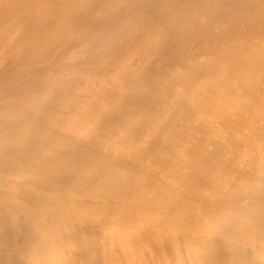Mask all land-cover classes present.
I'll list each match as a JSON object with an SVG mask.
<instances>
[{"label":"rangeland","instance_id":"374dc122","mask_svg":"<svg viewBox=\"0 0 264 264\" xmlns=\"http://www.w3.org/2000/svg\"><path fill=\"white\" fill-rule=\"evenodd\" d=\"M226 1L230 15L201 37L193 25L210 0H0V264L264 254V219L251 224L228 204L253 201L248 186L264 179V0ZM102 44L109 50L92 60ZM54 61L77 66L64 77L72 84L29 109ZM140 97L148 112L122 105ZM186 125L225 155L192 162L183 149L201 146L179 131ZM231 150L250 172L233 175Z\"/></svg>","mask_w":264,"mask_h":264},{"label":"bare ground","instance_id":"6f19581e","mask_svg":"<svg viewBox=\"0 0 264 264\" xmlns=\"http://www.w3.org/2000/svg\"><path fill=\"white\" fill-rule=\"evenodd\" d=\"M230 4L231 3L230 2L227 3L226 0H210V4L205 9L206 17L204 19H202L201 22H199V21L195 22L193 25L194 26L193 30L201 37H206V36L212 37V35L214 33L215 24L217 22H219L220 20H222L223 18H226V16L228 17L230 15V12H231V10L229 8ZM111 7H113V6H107L106 9H110ZM115 30L120 31L121 29H119V27L117 26V28H115ZM82 39H83V36H82L81 40ZM184 48H185V44L181 43V44H179L178 51L183 50ZM108 50H109L108 45H106V44L98 45L96 47H93L92 49H89V55H90V57H92V60H98L99 61L100 58L102 57V55L105 52H107ZM48 53L49 52L44 51L43 55L45 56ZM41 56L42 55L40 54V55H38L37 58L42 60ZM45 57H47V56H45ZM170 63H172V62H170ZM54 65L55 66L53 68H50V70L44 74V78H45L46 82H41L36 87L37 89H35V90H36V93L38 95L33 96L32 98H30L27 101L26 106H28L29 109H31L32 106H35V105H37L36 107H38V106H40L41 103L45 104L44 103L45 101H48L50 98H53V96L56 94L64 93L63 87H66L68 84H72V80H66L64 77L71 71V69H73L74 71H75V69L77 70V68H76L77 66L72 67L73 63H70L69 66L67 65L68 66L67 67L65 65L57 64L56 61H54ZM177 67H178V65H177ZM22 71L33 73V69H30V67L23 68ZM151 85H153V84H151ZM150 90L151 89L146 88V92H149ZM110 91H112V94H113L114 91L113 90H110ZM130 92H132V91H130ZM126 93H127L126 91L122 92L120 94L119 98L121 97V98H125L127 100L128 98L126 97L127 96ZM110 102H111V100H110ZM111 103L114 104V101H112ZM122 105L125 106V108L129 112H132L135 114L139 113V112L140 113L148 112L149 110H147V109L150 108L149 107L150 103L146 102V100L144 101L141 97L138 100V102L132 101L128 105H126V104H122ZM175 105H178V102H176ZM19 118H21V116H19ZM144 119H143V117L139 116L132 121V124L137 126V125L143 123ZM231 119L237 127L245 128L246 124L244 123V121L241 118H239V116L237 114H236V117L232 116ZM24 123H25L26 127H24V129L22 131L25 134L28 133L27 134V136H28L29 133L33 132V127L35 126V123L30 118H28L27 116L24 118ZM179 131H181L182 135H189V133L193 134L195 141L198 144H200V146H201V151L194 150V149L192 150L189 148L183 149L182 154L186 155L192 162H196V163L206 162L207 163L210 161V155L211 154L214 153V154H217L219 156L220 155L224 156L226 153V150L215 145L216 143L213 141H210L209 138H206L205 136L195 132L194 128L189 127L188 125L180 127ZM252 132L254 135L257 134V131L255 129H252ZM49 134L50 133L47 131L45 135H49ZM25 142H26V140H23L21 142V144L25 146L26 145ZM27 144L30 146L31 142H27ZM234 144L239 145V144H241V142L239 140H237ZM48 148L50 149V147H48ZM234 152H236V151L231 150V152L229 151L230 154L228 153L230 159L232 158V161H233V169H234L233 175L234 176H240L242 174L250 172L249 170H246L244 168L243 161L239 158V156L234 157V155H232V153H234ZM5 155H6V157L11 156L10 154H7V153H5ZM259 157H261V156H259ZM141 159H143V158H141ZM250 162L252 163V165L254 164V166H255L254 158ZM147 169H149V168H147ZM253 180H254V182H252L248 186V192L251 194V197H253V199H254L253 201H250L247 204L242 205L238 202L231 200L230 202H228V204H229V206H231V208L233 210H235L237 212L236 215L238 218L258 226L259 223L264 219V179L261 182H258V181H256L257 179H255L253 177ZM231 222H232V220L230 218H227V217L220 219L219 222L216 224V227L218 229V233L227 230L229 228L228 226H230ZM62 244H63V242H62ZM258 253L255 254V252L254 253L253 252L252 253L246 252L244 254L245 258L243 259V261L241 263H238L237 260L232 259V258H229V259H226V258L222 259L221 258V260L218 261V264H264V254H262V253L258 254ZM38 260H40V259H38Z\"/></svg>","mask_w":264,"mask_h":264}]
</instances>
